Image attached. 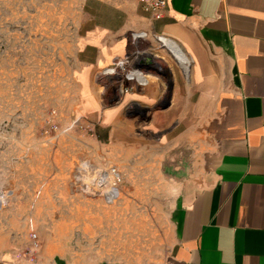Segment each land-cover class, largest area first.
<instances>
[{
	"label": "rangeland",
	"instance_id": "rangeland-1",
	"mask_svg": "<svg viewBox=\"0 0 264 264\" xmlns=\"http://www.w3.org/2000/svg\"><path fill=\"white\" fill-rule=\"evenodd\" d=\"M85 3L0 0V230L20 239L25 226L27 254L66 264H155L171 239L185 152L135 113L107 127L90 111L79 81ZM141 63L115 70L114 84L94 73L97 98L130 91Z\"/></svg>",
	"mask_w": 264,
	"mask_h": 264
},
{
	"label": "crops",
	"instance_id": "crops-1",
	"mask_svg": "<svg viewBox=\"0 0 264 264\" xmlns=\"http://www.w3.org/2000/svg\"><path fill=\"white\" fill-rule=\"evenodd\" d=\"M84 9L92 28L79 81L90 111L107 127L135 113L185 152L171 239L155 264H264V0H165L160 19L138 0H86ZM141 58L132 90L107 105L97 98L94 73ZM10 232L0 230V264H66L27 254L25 226L20 239Z\"/></svg>",
	"mask_w": 264,
	"mask_h": 264
},
{
	"label": "built area",
	"instance_id": "built-area-1",
	"mask_svg": "<svg viewBox=\"0 0 264 264\" xmlns=\"http://www.w3.org/2000/svg\"><path fill=\"white\" fill-rule=\"evenodd\" d=\"M138 2L142 5V7L145 9V11L149 12L152 15V17L154 19H160L162 17V10L165 7V0H138ZM128 66H129V60H127V59H121V60H118L116 62V67L123 72L125 70L130 69V67H128ZM112 71H113V69H112ZM122 79L123 78H121V80ZM127 80H129V79H127ZM114 173H115V171L112 170L111 174L113 175ZM31 237L35 238L36 235L32 234Z\"/></svg>",
	"mask_w": 264,
	"mask_h": 264
},
{
	"label": "bare ground",
	"instance_id": "bare-ground-1",
	"mask_svg": "<svg viewBox=\"0 0 264 264\" xmlns=\"http://www.w3.org/2000/svg\"><path fill=\"white\" fill-rule=\"evenodd\" d=\"M162 43L167 49H169L172 52V54H174L180 60V62H182V63L185 62L184 56L179 51V49L175 45H173V43H170V42H167V41H163ZM103 74L104 75H111V74L114 75L115 72L112 71V70H108V71H105V73H103ZM138 78H139L138 76L137 77L134 76V77H130L129 79L132 80V79H138ZM111 181H112V179L109 181V185L112 187L113 184H112ZM112 188H114V187H112Z\"/></svg>",
	"mask_w": 264,
	"mask_h": 264
}]
</instances>
